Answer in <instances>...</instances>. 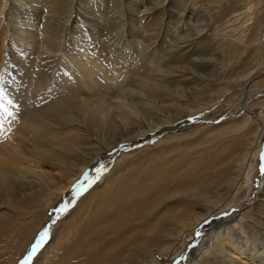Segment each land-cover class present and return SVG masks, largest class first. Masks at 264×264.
I'll return each instance as SVG.
<instances>
[{"label": "bare ground", "instance_id": "obj_1", "mask_svg": "<svg viewBox=\"0 0 264 264\" xmlns=\"http://www.w3.org/2000/svg\"><path fill=\"white\" fill-rule=\"evenodd\" d=\"M15 1L0 0V15L5 13L15 22H29V18L36 22L24 2L17 9L8 7ZM131 1L140 23L142 19L154 23L130 42L125 40L118 56L93 45L85 48L95 49L92 58L88 57L91 51L75 59L65 53L64 40L70 37L64 25L71 22L74 10L70 7L78 6L75 0L64 9H58L54 0L46 4L50 12L59 14L61 22L52 24L53 30L41 27L47 34L44 40H35L31 33H11V41L3 48L13 66H23L27 55L34 58L27 66L33 65L35 71L31 69L27 87L20 93L24 112L19 118L7 117L15 154L0 155V196L13 206L29 207L30 212L36 209L34 218L39 220L27 224V234L39 227L48 208L90 165L117 152L120 144H130L162 127L173 132L184 117L212 110L220 100L226 103L249 91H263L264 0H192L193 6L208 15L206 29H195L187 22L191 16L173 15L164 8L163 0ZM32 2L29 6L36 11ZM116 4V0H108L103 12L107 17L93 13L92 21L99 16L102 26L92 27L106 32L111 23L114 25L115 17L109 14ZM166 24L160 45L159 26ZM95 32H90L92 37ZM156 33L160 34L153 35ZM97 38L96 45L102 36ZM56 66L64 71L53 74ZM187 71L206 84L192 96L182 85L185 76L172 80ZM111 85L116 94H124L126 102L106 97L103 88ZM262 97L254 105L263 109L258 120L245 111L236 119L201 128L195 138L170 133V152L162 158H154L152 151L122 153L113 170L102 176L101 187L92 189L61 222L55 243L46 247L38 264H167L180 253L186 234L222 215V221H215L220 227L209 238L210 243H203L201 253L194 255V264H264V179L250 209L237 212L232 207L242 186L251 180L253 158L264 141ZM190 102L192 105L187 104ZM154 117L162 119L156 123L151 121ZM209 143L214 146L205 147ZM25 154L34 158V165L22 163ZM145 158L152 168L139 166Z\"/></svg>", "mask_w": 264, "mask_h": 264}, {"label": "rangeland", "instance_id": "obj_2", "mask_svg": "<svg viewBox=\"0 0 264 264\" xmlns=\"http://www.w3.org/2000/svg\"><path fill=\"white\" fill-rule=\"evenodd\" d=\"M11 1L13 2V0H11ZM16 1L14 2L15 4L10 3V5L8 7L10 9L11 8L17 9V7H19L18 6L19 3L24 2L25 4L28 5L27 6L28 12L30 11L29 15L31 17H33L34 19H36V22H34L30 18H29V20H30L29 22H23V21L15 22L11 18H8V16H6L5 13H2V15H0V68H1L0 74H3L5 79H6L5 80L6 81L5 87L7 88L8 86H10L7 89L11 90L10 92L8 90V93H9V98L10 99L12 98V100H13V104L7 105V107L11 108V111H12L13 116L15 118H19L20 116H22V114L24 112V106L22 105V103L20 101V100H22L20 98L21 97L20 93L22 90H24L27 87L28 78L31 77L32 71L33 70L35 71L33 65H31L30 67L27 66V65L32 63V61H33L32 59H34V58L27 55V57H25V58H27L25 61L26 63L23 64V66H20V65H19V67L15 66V65L13 66V64H12L13 59L10 57L9 53H7L6 51L5 52L3 51V48L6 47V45H8L9 41H11V40H8L9 38H11L10 37L11 33H22L23 35L25 34V32L31 33V34L36 35L35 40H38V41L44 40L45 37L47 36V34L43 33V30L41 27L44 25L46 28H49V30H53L55 28H51V25L60 23L61 20H58V17H57L59 15L58 13L50 12L49 8H47L46 4H48L52 0H35L33 2L31 0H29V1L28 0H22V1L16 0ZM30 1L32 2V4L35 5V8L37 9L36 11H34L33 9L30 8V6H29L31 3ZM69 1H71V0H54V2L57 3L56 6L58 7V9H64ZM75 1H76L75 4L77 5V3H78V6H73V7L69 6L70 10L71 9L74 10L70 13V17H71L70 21L71 22H68L67 24L64 25L65 27H68L67 33H68V36L70 37L69 41L64 40V43L66 45V46L64 45V51L66 54H68V56L73 54L74 59L77 58L78 56L80 57V55L85 53L86 51L90 53L91 50H95L98 47L105 48L110 53H113L114 56H118L121 53L122 45H123L125 40H126L125 43L130 42L131 39L135 38V35L138 36L140 34V31L147 30L148 27H150V26H148L150 23H154L152 21H150L148 23H147V21H145L146 22L145 23L143 21V19L141 21L143 23H140V21L138 20V18L136 16V12H133L134 5H135L134 1L127 0L128 1L127 2L126 0H123V1L122 0H116L117 4L115 6H117V8H114L113 11L109 14V15H111V14L113 15V16L111 15L112 19L114 17L116 18V19L115 18L113 19L114 25L111 23V25L108 27L106 32H101V31H103L102 29H98V28L96 29L95 27H92V26L93 25L95 26L97 24H101V26H102V23L100 22V20H102V18H104V16L107 17L108 13H106V14H104V13L106 12L105 10H107L106 7L108 5V0H75ZM163 1H164V3H163L164 8H168V9L172 10L173 15L176 14L177 12H180L181 14H184L185 16H191L190 17L191 19H187V22H190L191 25L195 27V29L196 28L197 29H202V28L206 29L205 25L208 22V21H206V19L208 20V18H207L208 15H207L206 11L203 10V8L193 6V3L191 4L192 0H163ZM90 2H92V3H90ZM157 2H158V0L154 1V3H157ZM16 3H17V5H16ZM81 3H82V5H81ZM92 4H94V5H92ZM80 5H81V7H80ZM87 5H89V6H87ZM130 5H132V6H130ZM89 8H91V9H89ZM23 11H24V9L20 10V12H23ZM95 12H98V13L100 12L98 15L101 16L102 18L100 17L101 18L100 19V18H98L99 16L98 17L96 16L97 21L100 23H97L96 20L92 21L94 14H96ZM67 14H68V11L64 15V18L67 16ZM114 14L116 16H114ZM34 15H36V16H34ZM147 18H149V17H147ZM63 21L65 22L66 20L63 19ZM164 23H167V20L164 21ZM139 24H141V26ZM76 25H77V27L78 26L79 27L76 28ZM146 26H148V27H146ZM164 26L165 25L159 26V29H161V36H162V37L158 38L159 44L163 43L164 38H165L166 33H167L166 29H168V26H167V24L165 27ZM60 27H61V25H60ZM93 30L98 31V32H95L94 37H92V35L90 34V32ZM124 32L125 33L127 32V34H125V36H124ZM148 33L149 32H147V34ZM98 34H100L102 36L101 42L99 43L100 45L95 44V43L99 42L97 40ZM157 34H160V33H156L153 35H157ZM132 35H133V37H132ZM155 37L157 38V36H155ZM83 38H84V40H82ZM92 40H94V41H92ZM169 42H170V38H168L166 44L168 45ZM87 43H90V44L87 45ZM90 45H93L95 49L89 48L90 51L85 50L86 46L89 47ZM130 45H132V44H130ZM156 45L157 44H154V46H156ZM167 45L164 46V51H165V49H166L165 47ZM20 46H23V45L20 44ZM154 46H153V48L155 49ZM131 47H129L128 49H130ZM186 47H188V45H186ZM91 52L92 53H90V55H88L89 58L90 57L92 58L91 55H94V53H95V52L93 53V51H91ZM129 52H130V50H129ZM6 56H7V58H6ZM71 57L72 56H70V58ZM126 57H127V55H126ZM215 57H217V56H215ZM25 58H22V59L25 60ZM58 67L59 66L54 67L55 70L52 68L53 74L54 73L59 74V73H62L64 71L62 69L58 70ZM31 69H33V70H31ZM5 70H7V71H5ZM23 71H25V72H23ZM28 71L30 72V74H28ZM204 71H206V70H203V69L200 70V72H203V73H204ZM260 72H262V71H260ZM12 74L15 76H13ZM28 75H29V77H28ZM253 75H257V73H255ZM174 76L175 77L172 79L174 82L179 80L176 78H179L181 76H185L184 77L185 79L183 78L184 83L182 85L184 87H186L187 89H189V92H190L189 96H192V94L194 92L195 93L199 92L203 86H206V84H204V82L197 81L193 77H190V76H192V73L190 71L184 72L183 75H181V74L177 75L176 74ZM256 77H259V76H256ZM20 78L26 82V83L24 82V84L21 86H20V83H22L23 81H21L19 83ZM260 79H262V78H259L258 80H260ZM100 80H101L100 86L103 87L104 81L102 78ZM258 80H256V81H258ZM8 83H10V85ZM18 84L20 87L18 86ZM201 84H202V86H201ZM13 86H14V88H12ZM196 86H197V88H196ZM114 88H115L114 85H111L109 87L107 86V87L103 88L106 97L108 99L113 98V100L126 102V98H125L124 94L122 92H119L116 94L117 89L115 88L116 89L115 90ZM15 93H17V94H15ZM17 95H18L19 100L17 98ZM263 95H264V88H263L262 92L249 91L248 93L240 95L238 98L235 97L226 103H224L222 100H220V102H218V106H216L212 110L207 109L204 111L196 112L190 116L184 117L183 121L181 123H179V126L178 127H177V125L174 126V128H172V130H174V129L175 130L173 132H170V133H174V134L178 133V134H182L188 138H193L195 136L194 134L202 133L203 128H207V127L212 126V125H217L220 123L227 122L229 120L236 119L240 116H243L245 111L247 113H249L250 116H252L253 118L258 120L261 118V115L263 114V109L259 108L258 106H254V105L257 104L258 98L262 97ZM172 103H174V102H172ZM187 104L192 105V102L187 103ZM251 106H253V107H251ZM9 111H10V109H9ZM147 117L149 118V116H147ZM161 119L162 118L154 117V119H151V121H154L157 123ZM169 129L170 128L164 129L162 127V129L159 131H157L158 129L148 131V133L144 137H142V138H140V139H138V140H136L130 144L129 143L120 144L118 149H117V152L107 153V154L101 156L95 163H93V165H90L89 169L84 173V175L81 177V179H79L77 182H75L66 193H63L58 198V201H56L53 206L48 208V210L45 214L46 215L45 220H43L41 222L39 227H37L35 229L33 227V230H31L32 234H29V233L27 234V232L30 230L28 228L27 224L31 223L32 221H35V223H36L39 220L38 218H34L35 217L34 213H35L36 209H32L30 212L28 210L29 207L22 208V207H19L17 205L13 206V205L7 203V201H4V200H6V198H4L5 196L4 197L0 196L1 200H3V198H4L3 201L0 200V226H1L0 227V234H2V235H0V264H38V262L41 260L42 254H43L44 250L46 249V247L52 243H55L56 232H57L58 226L61 224V222L65 221V219H68L70 217V215L73 213V211L77 208L79 202L87 194H89L92 189L101 187L102 176L108 175L109 172L113 170L118 158L122 155V153H140L143 155V154H147V153L152 151L153 154H156V156L154 158H162L165 154L170 152L171 134L169 133ZM12 133H13L12 128L8 129V121L6 118L5 121H3L2 126H0V155L1 156L7 155L8 157H13L15 154L14 153L15 149L13 148V146L16 144L13 141L14 136ZM199 140H202V137L199 139L196 138V140H194V143L191 144L192 146L191 145L190 146L193 147L194 146L193 144H195V143L197 144L199 142ZM212 146H214L213 143H209V144L205 145V147H212ZM158 148H160V149H158ZM22 157H24L23 160H21L22 163L25 161L24 163H26V164L30 163V164L34 165L33 161H35V160L31 156L25 154V155L21 156V158ZM146 159L147 158H145L144 161H141L139 166L142 169L152 168V164L147 162ZM253 159H254L253 160L254 168H253V172H252L253 177L251 176V180L249 181L250 183L249 182H248V184L245 183L242 186V189L238 192V199H236V202L232 206L235 208L234 210H237V212H239V211L245 212L254 205V203L256 202V200H255L256 196L260 192L261 187L263 185V179H264V141L262 142V146L256 152ZM158 163L159 164H165V160H158ZM98 169H100L99 172L97 171ZM81 186H83V187L81 188ZM63 205H67L66 210L64 212L57 213L55 210L60 208ZM9 206H10V208L12 207L11 208L12 212L10 211ZM26 212H27V214H26ZM14 213H15V215H14ZM223 219L224 218L222 215V216L218 217L217 219H213V221L214 222L216 221L218 223V221L220 222ZM211 221L212 220H210L208 223H206L205 224L206 226L204 228H198V229H195L193 232L186 234L184 244L179 249L180 253H176L173 257H171L169 262H167V264H194V255L198 256L201 253L203 243H205V242L210 243L209 238H212L214 235V232L217 231L216 229H218L220 227V226L216 227V222L214 223L213 221L212 222L214 224L212 223V225H211V223H210ZM21 223H22V226H21ZM16 224H19V225L17 226ZM214 225H215V227H214ZM3 226H5V227L3 228ZM16 226H17V228H15ZM10 228H11V230H10ZM1 230H3V231H1ZM45 231L48 233V235L45 238L44 243L41 244V246L37 249V251L29 259L28 256H29V253L31 252L32 246L39 239L40 234L42 232H45ZM198 231L201 233L199 236L197 235ZM7 244H9V245L7 246ZM23 246H25V247H23ZM156 257L160 262H162V258H160L158 255ZM181 257H186V258L181 259Z\"/></svg>", "mask_w": 264, "mask_h": 264}, {"label": "snow or ice", "instance_id": "obj_3", "mask_svg": "<svg viewBox=\"0 0 264 264\" xmlns=\"http://www.w3.org/2000/svg\"><path fill=\"white\" fill-rule=\"evenodd\" d=\"M5 77L3 74H0V126H2L3 121L9 117L12 116L13 113L9 111V108L7 105H12L13 100L9 98L8 89L5 87ZM98 172L100 169L97 170ZM83 186H81L82 188ZM67 208V205H63L60 208L56 209L55 211L57 213L64 212ZM205 223H208V221H205ZM201 233L198 231L197 235L199 236ZM48 233L42 232L40 234L39 239L36 241V243L32 246L31 252L29 253L28 258L30 259L32 255L37 251V249L41 246L42 243H44L45 238L47 237ZM186 257H181V259H185Z\"/></svg>", "mask_w": 264, "mask_h": 264}]
</instances>
